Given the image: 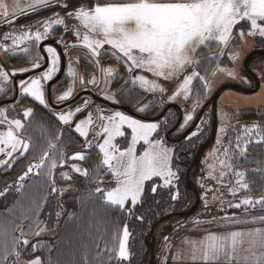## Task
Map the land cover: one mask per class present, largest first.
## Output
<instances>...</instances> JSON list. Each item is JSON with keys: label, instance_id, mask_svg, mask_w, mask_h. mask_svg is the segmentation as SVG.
<instances>
[{"label": "snow or ice", "instance_id": "obj_1", "mask_svg": "<svg viewBox=\"0 0 264 264\" xmlns=\"http://www.w3.org/2000/svg\"><path fill=\"white\" fill-rule=\"evenodd\" d=\"M45 7L69 8L67 2L63 4H54L53 0H30L27 8L15 3L11 11L9 6L0 0V16L3 21L8 23L10 31L3 34V41L11 40V48L7 43H0V50L9 52L10 57L19 53L15 49L20 45L32 43L34 46L41 44L50 35V29L53 25H64V20L56 13L50 19L39 22L35 27L34 33L30 30L15 29L12 25L16 22L13 17L18 18V14L33 9H43ZM66 16H74L79 21L80 26L85 29V34L81 37V32L77 28L75 35L78 39L82 38V46L90 51L93 57L99 58L101 49L105 45L110 46V53L118 62H122L125 70L130 74L135 70L147 71L156 79H149L143 74H136L132 77V83L139 84L140 89L145 92H159L164 94L166 88L157 82L159 78L165 81H172L184 73L188 67H196L202 60L196 58L198 50L202 46L215 42L219 46L227 47L233 36L234 29L244 23H249L247 33L244 28H240L239 35L244 37L256 36L264 38V0H106L105 3L96 2L85 7L78 4L72 11H67ZM32 26H29V29ZM42 28L43 30H39ZM44 52L48 53V66L43 67L40 59L43 57L37 51V59L32 62L31 68L19 69L9 72L7 68L0 65V93L7 94L6 86L14 83L10 77L23 76L25 73L34 72L37 69H43L38 75L29 79H21L18 83L19 95L22 98H31L44 109H50V104L46 100L44 83L51 82L59 69L61 56L57 49L52 46L44 47ZM21 53H29L28 47L20 48ZM224 53L218 51L217 57ZM98 63V61H96ZM106 75L111 76L113 69L111 67L101 68ZM216 71L225 73L230 77H235L232 69L222 68L217 65ZM215 74V73H213ZM69 76L74 75V70L69 65ZM203 82L205 92L210 91V85L207 77L198 71L193 70L190 74L183 76L173 93L169 96V102H174L178 98L188 101L192 94V84L194 81ZM85 84L96 85L97 80L93 77L85 80ZM73 98L71 87L56 96L58 103L66 102ZM105 100L114 103L115 97L112 93L103 96ZM199 98V97H198ZM161 102H163L161 100ZM15 101L14 104H18ZM90 101L85 100L82 106H77L74 110L67 112L60 111L52 113L59 124L71 128L81 138L89 136V126L93 125V114L87 112L85 118L74 120L78 113L85 112L89 107ZM151 105L138 107L139 112L147 111ZM15 108L0 106V167L11 169L20 159H26L32 155L35 144L30 136L25 133L31 127L30 123L35 118V110L28 107L20 118L9 119L8 113ZM99 113L102 110L97 108ZM195 107L184 116V125L194 119ZM102 128L101 132H96V136L103 135V141L93 144L87 140L88 149L98 148L102 154L101 163L90 173L87 169L71 165L74 173L81 174L89 180H93L101 167L106 168L105 175H111L114 179V185L110 188H104L99 184L94 189H89L86 197H81L82 206L79 213L68 214L71 220L73 216L82 215L87 210L89 204L101 201V205L107 208H113L119 211H127L129 214L135 209L143 199L145 184L158 178L163 181L166 187L173 186L174 181L178 180L177 172L172 169V149L166 147L163 139L158 136L161 125L155 121H145L125 114L121 110H114L111 114L100 115L98 117ZM42 130H47L51 126L40 125ZM126 130H130L129 134ZM225 132V128H220ZM197 135L196 132L191 134ZM63 132L59 134L48 133L46 149L35 159L33 163L27 165L26 170L18 176L13 185H7L4 191H0V197L7 194L9 190L14 189L20 193L23 198V192L27 189L28 182L33 177L44 179L45 184L52 187L49 195L62 193L56 185V173L58 169H63L67 161L63 152L58 151V144L52 143V138L62 139ZM253 137L258 139L253 140ZM117 138L129 139V142L120 146ZM191 138V137H189ZM244 146L241 148V141ZM219 143V141H218ZM264 144V126L253 123L251 125L240 126V134L235 138L236 150L243 155L249 144ZM233 141L229 140L228 145L224 147V159H219L221 171L218 175L215 165H210L208 178L222 181L224 176L234 174L235 185L230 186V194L234 197L238 190L251 193L248 182L245 180L246 171L236 170L233 164L229 163V155ZM141 145L142 151L138 152L137 146ZM146 146V147H144ZM72 161H84L86 156L84 152H76L71 156ZM264 164V161L259 162ZM223 169H227L225 172ZM261 169H256L260 171ZM60 176L70 180L69 173L60 171ZM101 184L103 181L100 182ZM160 185L154 184L151 191L155 193ZM179 193L172 195V200H177ZM215 199V198H214ZM47 200H42L36 206L38 213ZM257 205L264 209V195L258 199L250 195L238 202L229 205V207L245 209V214L249 208H255ZM62 209V205H58ZM208 202L205 200V208ZM63 210V209H62ZM223 207L221 211H223ZM34 213V214H36ZM62 212L56 213L59 220ZM95 210L90 213L89 229L91 232L95 226L99 233L97 240L93 241V247H85L80 254L79 264H123L130 258L128 241L130 231L125 224L122 231L114 228L109 234L107 225H94ZM27 219L28 217L25 216ZM142 220L143 217H137ZM212 220H194V224L212 223ZM221 220L226 221L222 227L237 228L241 224H261L264 225V215L253 220H240L237 216H222ZM39 219L37 216V224ZM28 226L20 229L17 236L14 229H9L6 224L0 223V236H3V243L0 244V264H20L22 251L21 246H28L30 241L24 236ZM37 231L35 235L39 236L42 231ZM167 239V238H165ZM10 240V243H9ZM188 248V259L191 264H264V227H256L249 230H232L223 233L208 231L199 239L185 240ZM38 245H32L33 252ZM50 251V249H49ZM25 264H44L39 256L25 261ZM49 264H60L59 260L53 261L49 258Z\"/></svg>", "mask_w": 264, "mask_h": 264}, {"label": "rangeland", "instance_id": "obj_2", "mask_svg": "<svg viewBox=\"0 0 264 264\" xmlns=\"http://www.w3.org/2000/svg\"><path fill=\"white\" fill-rule=\"evenodd\" d=\"M9 0H4V2L7 4ZM58 2H69L68 0H57ZM106 1V0H105ZM21 6L27 7L28 4L30 3V0H19ZM15 4V3H14ZM37 10L34 9V12L32 15H29V18L26 19L29 24H37L45 17H50L52 18L54 14L58 13L59 15L63 14L65 11L64 8L58 7L54 12H36ZM73 19H76L73 16ZM26 24V23H25ZM4 24L0 23V34L4 29ZM244 28L245 32L249 30V23L244 22L240 25H238L234 31H233V36H236L239 34L240 28ZM233 41H236V45L239 47L238 51V61L236 62L237 65L240 68V62L241 58H243V62L245 60V57L248 55V53L254 49L257 48H262L264 49V38H253L251 36L249 37V40L247 44L240 46V43L237 39L234 37ZM1 40V38H0ZM217 45V44H216ZM219 45H217L218 47ZM222 47V46H221ZM225 49V47H224ZM223 57H221L222 60ZM37 59L36 56V50L35 46L30 48V52L27 55H22L19 58H14V61L11 63L12 65H16L15 68H28L30 65H32V62ZM41 61V59H40ZM217 63L221 64L220 59L217 58ZM242 64V63H241ZM232 67L235 66V63L231 65ZM249 66L251 70L259 77L260 81L264 82V55H256L253 58H251L249 62ZM241 72H243V76L247 78L244 80L245 85L244 87L246 88H252L254 86V81L253 79L246 73L244 70L243 64L241 65ZM242 77V78H244ZM198 87L200 88L201 82L196 80L195 81ZM222 84H218L216 89L220 87ZM238 84V83H237ZM241 85V84H240ZM242 86V85H241ZM215 89V90H216ZM262 91L260 95L264 94V86L258 91L259 93ZM215 92V91H214ZM213 92V93H214ZM213 93H210L211 96ZM243 93V92H239ZM255 93V92H254ZM209 94V95H210ZM247 95H251L253 93H244ZM195 97L199 95V92L194 93ZM210 96V97H211ZM210 97L208 99H210ZM219 97V96H218ZM24 99V98H21ZM201 99H203V95H201ZM206 99V101L208 100ZM241 103H249L250 100H248L245 97L237 98ZM26 101V100H25ZM24 101V104H25ZM205 101V102H206ZM30 103V101H28ZM19 108H15L17 111ZM42 109V108H41ZM44 109V108H43ZM221 109H224L223 106H221ZM217 116V126L215 130V137L212 142V144L206 149L204 152L203 156V162L200 160L198 165L195 167V170L193 172V176L195 179V182L197 184V192L199 195V206L198 208L191 214L189 215L185 220L183 221H171L168 222L167 224L163 225L160 228L159 233H157V240H156V259H155V264H191L190 260L188 259V248L189 246L185 243V240H192V239H199L203 235H205L208 231H214L217 233H223L227 231H232V230H249V229H254L256 227H264V225L261 224H241L237 228H225L222 227L226 223V221H223L220 219L222 216H232L235 215L237 216L240 220H253L254 218H257L261 215H264V209H261L259 205H257L255 208H249L248 213L245 214V209L242 206L240 209L232 208L229 207V205L238 202L240 199L245 198L246 196H251L254 199H258L261 195H264V164H261L259 162L264 161V144H257V143H251L247 147L246 152L241 155L235 147V138L237 135L240 134V126L243 125H251L253 123L260 124L264 126V105L258 109H247L244 111H231V110H221ZM253 111H259V113H255ZM40 116L38 118H35L34 120H38L35 122H29L31 124V127L29 130L25 133L26 136L32 137V132L34 133L35 129L38 127V124L44 120V118H48V115H52L50 110L47 111L44 109L43 111L39 112ZM168 115V114H167ZM33 120V121H34ZM210 120V117H209ZM50 121L52 122L53 126L50 132V128H47V130H42L41 128H38L41 132V137L40 140L45 141V147L42 149H46V142L47 140L42 137V135H48V133H53L54 131L56 134H59L61 131L63 132L62 139H55L52 138V143L58 144L59 148L58 151L63 152L65 157L67 158L68 155L71 152L78 151L81 143L78 142L76 137L72 135L69 130L57 123L54 120V116L50 117ZM50 121H45L41 123H46L49 124ZM225 128V132H221L220 128ZM54 129V131H53ZM210 129V125L205 127L206 133H208ZM205 133V134H206ZM204 134V135H205ZM194 139H199L198 135L193 136ZM191 138V139H193ZM203 138V137H202ZM199 139V141H195V144L197 145L198 143H202L205 141V139ZM206 138V137H205ZM33 139V137H32ZM67 141L65 142V140ZM190 139V140H191ZM258 139V137H253V140ZM229 140L233 141L231 151L229 155L232 157L231 160H229V163L233 164L234 168L239 171H246V176L245 180L249 184V188L251 189V193L245 192L243 190H238L237 195L234 197L230 194L229 188L230 186L235 185V176L234 174H229L224 176L223 180L224 182L228 183L229 186L226 189L227 192H229V196L227 195V192H224L225 190L222 187H217L214 185L213 181L209 180V182L204 183L205 180H207L205 177L206 172L208 173L210 168V165H215L216 167V174L218 175L219 172L222 170L218 160L219 159H224V154H223V149L228 145ZM219 141V143H218ZM34 143V142H33ZM244 141H241V148L244 146ZM35 147L38 149L40 148L41 145L36 142L34 143ZM199 144V145H200ZM198 145V146H199ZM197 146V147H198ZM191 149V145H189ZM196 147V148H197ZM179 152V151H178ZM196 152V149L192 154ZM42 154V152H41ZM191 154V153H190ZM189 155V154H188ZM187 156V155H186ZM183 157V156H182ZM38 158V156H35V158H31V155H29L26 159H20L18 162H16L15 166L11 168L9 171L5 172L2 177L0 178V191H4L7 185H13L16 183L17 178L19 175H21L27 168V165L30 163H33L35 159ZM68 163V161H67ZM66 163V165H67ZM179 171H180V184L177 187V190L172 191L168 196L167 199H164L163 201H159L157 209L152 207V210L154 211L153 214L150 213L146 218L148 219L149 217H153L155 219V222H157L160 218L163 216L170 214V213H175L177 211H181L183 209H186L187 207L190 206L191 198H190V193L187 188V183H186V176L185 172L188 167V163H180ZM65 165V166H66ZM261 169L260 171H256V169ZM60 169L57 170V173ZM223 171L227 172V169H223ZM56 173V174H57ZM204 176V177H203ZM36 178L40 177H33L29 182L27 186V190H24L23 192V198H21L20 193L16 192L14 189L9 190L7 194L3 197H0V207H6L7 205L9 206L8 203H13L10 209V212L12 216H10V213H0V223L6 224L9 229H14L15 234L19 236L20 234V229L25 228V226H28L24 232L23 238L28 239L29 241L34 237L37 236L35 233L37 231H40L41 229H45L40 233L42 237H52L54 239H48L50 241L54 240V246L59 243L61 240L63 241L69 233V230L73 228L76 232L78 230L83 231V238H80V241H82V246L81 250L85 249V247H89V249L92 248L91 245H93V241L97 240L99 233L97 232L96 227L94 226L92 228V231L89 232V218H90V213L88 209L82 213V215H79L76 217V221L74 223L69 222L68 214L76 213V211L80 208H72L71 211L66 210L65 204H58L55 202L53 198L49 200L47 203V207L43 204L41 210L36 213V206L38 203H40L42 200H45L47 198L53 197V195H56L57 197H60V193L52 194L49 195V190L52 187L50 184H45V181L43 180L44 184L40 186V193L35 195V191L38 188L31 187L35 183ZM73 180V177L72 179ZM201 180H203L201 182ZM215 180V179H214ZM92 184V183H91ZM104 184V183H103ZM36 185V183H35ZM212 186L211 191H207V186ZM90 186V184H89ZM154 186V182L151 183V188ZM185 187L187 188V191L185 190ZM89 188V187H88ZM88 188H86L88 190ZM64 189V187H62ZM158 189V188H157ZM32 190V192H31ZM43 192V194L40 196V194ZM179 193L178 199L177 200H172L171 197L172 195ZM150 193V192H149ZM151 194L153 192L151 191ZM165 194L161 191L159 193V196L163 197ZM40 196V197H39ZM231 196V197H230ZM150 197V196H149ZM165 198V197H164ZM215 198V199H214ZM190 200V201H189ZM205 200L208 202V207L205 208ZM15 202V203H14ZM156 201L154 202V204ZM153 204V205H154ZM58 205H62V209L58 207ZM156 205V204H155ZM55 208L54 213H49L51 209ZM176 207V208H175ZM223 207V211H221V208ZM43 210V214H42ZM58 211H61L62 214L59 218L57 219L56 213ZM135 209L129 214L127 211H121L117 212L113 215L112 220L115 223V228H119L122 231V228L125 224H127L129 231H130V238L128 241V247H129V252H130V258L128 261H124L123 264H147L148 262V256H149V249L146 250V244L144 242L145 236L148 234L150 228L153 226L149 221L146 220L144 217L145 215H137L135 213ZM15 213V215H14ZM36 213V214H34ZM149 213V212H148ZM25 216L28 218L26 219ZM37 216L39 219V223L37 224ZM14 217H17L18 219H15ZM42 217V218H40ZM74 217V216H73ZM72 217V218H73ZM137 217H143L142 220L137 219ZM215 217L216 219L213 220L212 223H205V224H194L193 221L200 219V220H212V218ZM71 218V219H72ZM63 223V224H62ZM104 224L108 226L109 229V234L111 233V230L114 229L112 227L111 220L108 219H103L101 213H98V216H95V219L93 221L94 225H99V224ZM137 225H136V224ZM144 226V230L141 231V228H137L136 226ZM60 228V238L57 237V232L59 231ZM50 229L51 232H53L51 235L47 234L46 230ZM54 230V231H53ZM64 234V236H63ZM39 235V236H40ZM57 237V238H56ZM73 237L78 239L77 235H73ZM95 238V240L93 239ZM73 239L67 240V245H70L72 243ZM167 238V239H165ZM3 243V236H0V244ZM10 243V240H9ZM45 243V242H44ZM78 240L74 243V247L77 245ZM90 243V244H89ZM47 244V243H45ZM28 246H21V251L23 252V249L29 247ZM44 244H40L42 246ZM146 245V246H145ZM177 245V246H176ZM176 246V247H175ZM78 247V245H77ZM175 247V249H174ZM62 249H65V246L61 247ZM45 253H48V250H44ZM180 251V254L184 255L185 258L180 259V262H177L175 258V254H178ZM82 253V252H81ZM78 251H76L74 255V260L76 261L78 256L80 257V254ZM173 253V254H172ZM172 255V258H171ZM22 258V257H21ZM135 262V263H134ZM60 264H70L65 261H61ZM72 264V263H71Z\"/></svg>", "mask_w": 264, "mask_h": 264}, {"label": "crops", "instance_id": "obj_3", "mask_svg": "<svg viewBox=\"0 0 264 264\" xmlns=\"http://www.w3.org/2000/svg\"><path fill=\"white\" fill-rule=\"evenodd\" d=\"M68 1H69L68 2L69 8L65 9L63 14L59 15L60 18H62L64 20V25H60V26L53 25V28L50 29V35L45 40H43L41 44L35 45L36 53H37V51H39L40 55L43 57L41 51H43L44 47H47V46L55 47L51 43H48L50 40H55L60 44V46L62 47V50L64 51V54L66 56V64H65V68L63 69V74L60 77V79L57 82H55L54 84H52V86H51V96H52L53 103L55 105H59V106L64 105V106H62L60 108H55V109L50 107V109H49L50 112L51 113H54V112L58 113L60 111L67 112L68 110H74L77 106H82L83 102L85 100H88V101H90L88 109L85 112L78 113L77 116L74 117V120H76L78 122L79 119L85 118L87 112H92V114H93V122L94 123H93V125L89 126V136L87 138H81L78 134H76L74 131H72L71 128L66 127L80 138V140L82 142V146L80 147L79 151L71 152L68 155V157L66 158V161H68L67 165L65 167H63V169H60L58 171V173L56 174V185L55 186L58 189L63 190L62 193H60V195H61L60 197H64L65 195H69V194H75V193L81 191L85 187V183L88 184V182H89L88 178L84 177L81 174L74 173L71 170V165L73 163H76L77 166H79L83 169H87L91 173L96 168V166L101 163L102 154L99 153L98 148H94L92 152L88 153L89 149H88V145H87V140H91L94 145L101 143L103 141V138H104L103 135H100V136L95 135L96 132L102 133V128L99 127L100 123H102V122L99 121L98 117L100 115L106 116L108 114H111L114 110H121L125 114L131 115L134 118H139V119H142L145 121H155L161 125V128L159 129L158 136L163 139V143L166 147L173 150L172 151V164H171V166H172L173 171L177 172L179 179L174 181L173 186L166 187L163 185L162 180H160L158 178H154L153 181L146 182L145 188H146V185L148 183L154 182V184L160 185L158 188L172 189V191L177 190V187L180 184V176H181L180 171H179L180 165L178 164V161L175 160V158H176L175 154L178 151L177 149L179 147L180 148L182 147V149H184L185 146H187L188 144L191 146H194V145L196 146L195 141H199V139H201L202 137H203L202 139H206L207 137L205 138V136H206L205 128L199 127L194 131L197 133L199 139H194L193 136L191 135L193 132H191L185 139H183V141H179V143H173V142H171L165 138V127L168 126L169 124H171L175 120L176 112L174 110H169L167 112V114H168L167 119L164 118L161 120L152 119V118L151 119L150 118H141L137 114L139 113V115L142 114V115L149 116V117H156L163 110L164 102L165 101L169 102V96L173 93V91L177 87L178 83L182 81L183 76L186 74H190L193 70L198 71L199 73H201L202 75H205L207 77V82L210 85V91L205 92V89L203 87V82H201V85L199 88L198 85L196 84V82L194 81L192 86H191L192 87V94H191L190 99L188 101H185L181 97V98H178L176 101H174V103H176L182 110V118H181L179 126L175 130L174 136L176 134L177 135L178 134L180 135L181 133L183 134L188 129L191 122L193 121V120L189 121L186 126L182 127V125H184V116L187 113L191 112L193 110V108L195 107V114H194V118H195V116H196L197 112L199 111L200 107L202 106V104L206 101V99H208L211 96L210 93H213L215 91L218 84L238 83V84H241L242 86L245 85L246 82H244V80H246L247 75L245 78L243 76V72H241V70H242L241 65L243 64V58H241L240 68L236 63L238 61L237 56H238V51H239L238 50L239 47L235 43L236 41H233V38H231L230 43L227 45V47L225 49L223 46L217 47L215 42H210L208 45L202 46L196 54V58L199 60H202L203 61L202 63H200L196 67H188L184 73H181V75L179 77L173 79L172 81H165L162 78H159L157 80L158 83H160L161 85H163L166 88V92L164 94H161L159 92H155V93L145 92L144 90L140 89L138 83L133 84L132 83V77L136 74H143L149 79H156V78L153 77L151 73H149L147 71H141V70H135L133 73L130 74L129 72H127L125 70L124 64L122 62H118V60L110 54L112 52L110 46L105 45L104 48L101 49V51L103 50L102 51L103 54L101 57V65L103 68L111 67L113 69L112 75L108 76L104 72H102L101 76L96 78V80H97L96 85L85 84L84 83L85 80H90L92 78H91V76L86 78V71H84L81 67L80 57H81V53L84 50V47L82 46V38L78 39L77 36L75 35L76 27L79 28V31L81 32V37L83 36V34H85V29H83V27L80 26L78 20L73 19V16L72 17L66 16L65 13L67 11H72L73 9H75L78 4H83L85 7H87L88 5L94 4L96 2L105 3L106 1L105 0H68ZM17 2L20 3L19 0H9L8 1L7 4L9 6V11H11V8L14 5V3H17ZM53 3L54 4H56V3L63 4V2H58L57 0H53ZM25 8H27V7H25ZM57 8L58 7H50V8L45 7L43 9H36L37 10L36 12L38 13L40 11V12L51 13V12H54ZM33 12H34V9L30 10V11H25L22 14H18V18L13 17L12 19L15 20L16 22L12 25V27L17 29V30H19V29L30 30L33 33L35 31H37L38 29H37V27H35V24L31 25L28 22H26L27 21L26 19H28L29 15H32ZM46 19H50V17L49 16L45 17V19H43L42 21H44ZM0 23L4 24V26H5L3 31L0 34V38H1L0 43H7L9 48H11V40L4 42L2 39L3 34L7 31H10V29L8 27V23L3 21L2 16H0ZM29 26H32V27L29 29ZM39 30L42 31L43 29L40 28ZM247 36L248 35L241 37L239 34H237L236 36H233V37L239 41L240 46L242 47V45H244V44L246 45L248 40H249V37H247ZM251 37L261 38V37H259V35L251 36ZM33 46L34 45L32 43L20 45L19 48L15 49V51L19 54L16 56H12V57H10L9 52H5L4 50H0V65L7 68V70L9 72L21 69V68H15L16 65H12L11 63L14 61V58H19L22 55L29 54V53H21L20 48L28 47L30 49ZM41 47H42V49H41ZM218 51H222L224 54L222 56L217 57L215 55V53H217ZM57 52L59 53L58 50H57ZM44 53L46 54V57L48 58L49 54L46 52H44ZM221 57H223L222 60H221ZM217 58L220 59L221 64L217 63ZM40 63L42 64V66L44 65V63H45L44 57L41 59ZM234 63H235V66L232 67L231 65ZM61 64H62V59H61V62L59 64L60 71L62 69ZM69 65H71L72 69L74 70L73 76L68 75ZM217 65H219L222 68L234 70L235 77H230V76L226 75L225 73L216 71ZM31 66L32 65H30V67H28V68H31ZM47 66H48V59H47V63L45 64L44 67H47ZM42 70L43 69H39V71L35 70L32 74H30L29 76H27L24 79H29L34 75H38ZM60 71L54 75L53 79L60 73ZM213 73H215V74H213ZM242 77H244V78H242ZM14 78L15 77H13V76L10 77V79H12V80ZM20 80H21V78H19V80H17L16 83H13L11 85L6 86V90H7L6 95L4 93H0V103H1L0 106L7 107L9 109H11L13 107L18 108L19 106H22L21 107V110H22L21 114H22L29 106H24L23 102L18 103V104H14L15 101H19L22 98L19 95V90H18V83ZM42 83H44L46 100L49 103V100H48L49 94L47 92V87H48V84L50 82H42ZM263 86H264V82L262 81V82H260L259 89L251 95L239 93L240 91L233 90V89H226V90L222 91L219 94V97L217 100V103H218L217 104V112H218V114L220 112L221 106H223V108L225 110H231V111H235V112L236 111L240 112V111H244L247 109H250V110L254 109L255 110V109L262 107L264 105V94L260 95L262 93V91L260 93L258 91H260V89ZM15 87H16V91H15ZM68 87L72 88L73 97L78 92H81L82 90H85L87 88H92V90H94L97 94L103 93L106 95V94L112 93L115 97V101H118L117 104L127 105L133 111H135L137 114L128 113V112L122 110L121 108H116L114 106H111V105L105 104V103H99L97 106L94 107L92 104V100L88 96H85V95L80 96L79 98L74 99V100L72 98L69 101L58 103L56 100V96L58 94H62L63 91L67 90ZM117 92H118V94H117ZM195 92H199V95L196 97L194 95ZM201 95H203V99H201ZM238 97L239 98L245 97L248 100H250V102L249 103H246V102L241 103L237 99ZM27 99L31 100V98H27ZM161 100L163 102H161ZM146 104L151 105V107L147 111L139 112L137 110L138 107L144 106ZM97 108L101 109L102 111L98 113L96 111ZM224 109H221V110L225 111ZM8 116H9V119L20 118V115L15 116L13 111L9 112ZM54 117H55V115H54ZM25 123H26V121H25ZM93 126H94V135H92ZM0 130H3L2 127H0ZM126 131L128 132L129 139H130V130H126ZM189 137H191L193 139H191ZM129 139L117 138V141H115V142L118 143L120 146H124L129 142ZM178 144H181V145H178ZM144 147H146V146H144ZM137 148H138V152L142 151L141 145H138ZM76 152H84L86 159L84 161H76V162L72 161L71 156H72V154H74ZM180 157H182V156H180ZM201 161L203 162V156L201 157ZM9 170L10 169H8L6 167H0V173H5ZM60 171H64V172L69 173V175L71 176V179L73 177V180H71V179L66 180V179L62 178L59 174ZM106 171L107 170L105 167H101L99 169V174L96 176V180H95V184H94L93 189L98 184H99V186L104 187V188H110V187L115 186L113 177L111 175H105ZM214 174H216V173H214ZM205 176H206L205 178L208 180V182H209V180L210 181L212 180L214 185H216L217 187H222L225 190L224 192H227L226 189L229 186L228 183H226L224 181H218V180L208 178L207 172H206ZM81 180H84L85 182L82 183V182H80ZM101 181H103L104 184L103 183L101 184L100 183ZM62 187H64V189H62ZM211 188H212V186L208 185L207 191L212 192V190H209ZM144 192H145V190H144ZM228 194H229V192H227V195ZM140 203L141 202H139L138 204H140ZM46 232L49 235H51L53 233V232H51L50 229H47ZM36 237H39V236H36ZM175 247H174V249H175ZM171 258H172V255H171ZM175 258H177L176 259L177 262H180V259L185 258V256L180 254V251H179L178 254H175ZM27 260H30V259L21 258L20 264H25V261H27Z\"/></svg>", "mask_w": 264, "mask_h": 264}, {"label": "trees", "instance_id": "obj_4", "mask_svg": "<svg viewBox=\"0 0 264 264\" xmlns=\"http://www.w3.org/2000/svg\"><path fill=\"white\" fill-rule=\"evenodd\" d=\"M41 106H38V105H36V109H35V111H36V113H35V118H38L39 116H40V114H39V112L40 111H43L44 109L42 108ZM253 112H255L256 114L257 113H259V111H253ZM50 117H53L52 115H48V118H44V120L43 121H41V122H45V121H50ZM34 118V119H35ZM33 119V120H34ZM31 120V121H29V122H35V121H38V120ZM55 120V119H54ZM39 122V121H38ZM39 123L38 124V127L35 129V131H34V133L32 132V137H33V142L34 143H36V142H38L40 145H41V147L39 148L38 147V149L35 147V149H34V152H33V154L31 155V158H35V156H39L40 154H41V152H42V149L45 147V141H42L41 142V140H40V137H41V131L40 130H38V128H40L39 126L40 125H46V123ZM48 125H50L51 127H50V132H51V129H52V126H53V124H52V122L50 121L49 122V124H47V126ZM53 131H54V129H53ZM54 134H56L55 133V131H54ZM207 134L208 133H206V136L205 137H207ZM42 137L43 138H47L48 137V135L46 134V135H42ZM47 140V139H46ZM67 141V139L65 140V142ZM200 143H198L193 149H192V151H191V153L192 152H194L195 151V149H196V147L199 145ZM4 173H0V178L2 177V175H3ZM43 180L44 179H42V178H36V180H35V183H36V185H35V183L33 184V185H31V187H34V189L35 188H37L36 189V191L34 192L35 193V195L38 193V195H39V193H40V186L42 185V184H44V182H43ZM89 180V179H88ZM95 180H96V177L93 179V180H89V182H88V184L87 183H85V187L81 190V191H79V192H77V193H75V194H69V195H65L64 197H57L56 195H53V197H50V198H47L46 200H47V202L46 203H44V205H45V207H47V203L49 202V200L51 199V198H53V199H55L54 201L55 202H57L58 204H65V206H66V210H69V211H71V209L74 207V208H79L77 211H76V213H79L80 212V209H81V206H82V201H81V197H86L87 195H88V191H89V189H93V187H94V184H95ZM80 182H82V183H84L85 181L84 180H81ZM92 183V184H91ZM89 184H90V186H89ZM89 187V188H88ZM86 188H88V190L86 189ZM27 190V189H26ZM185 190L187 191V188L185 187ZM163 192L165 195L163 196V197H161V196H159V193L160 192ZM31 192H32V190H31ZM150 192V193H149ZM172 192V189H163V188H158L157 189V191L155 192V193H153V194H151V183H148L147 185H146V188H145V192H144V195H143V199H142V201H141V203L140 204H138L136 207H135V213L137 214V215H140V216H142V215H145L144 217L146 218L150 213H152L153 214V210H152V207L154 206V208L155 209H157V207H158V202L159 201H163L164 199H167V197L169 196L170 197V193ZM43 194V192L40 194V196ZM24 196V195H23ZM39 196V197H40ZM150 196V197H149ZM165 197V198H164ZM156 201V205L154 204V202ZM15 203V202H14ZM83 203H85V204H87L88 205V207H87V209L89 210V211H91V212H93V210H95V213H96V216H98V213L100 212L101 213V215H102V218L103 219H106V220H108V219H110L111 220V223H112V227L113 228H115L116 226H115V223L113 222V220H112V218L111 217H113V215L115 214V213H117V212H121V211H119V210H115V209H113V208H107V207H103L102 205H101V201L100 200H96L95 201V203H91V204H89L87 201H84ZM9 204V206L7 205L6 207L4 206V207H0V213H10V216H12V214H11V212H10V209H11V207L12 206H10V205H12L13 203H8ZM154 204V205H153ZM176 208V207H175ZM54 211H55V208H54V206H53V208L51 209V211L49 212V213H54ZM149 212V213H148ZM42 214H43V210H42ZM14 215H15V213H14ZM79 215H77V216H74L69 222H71V223H74L75 221H76V217H78ZM13 217V216H12ZM15 219H18L17 217H14ZM40 218H42V217H40ZM154 218V216L153 217H149L148 219L146 218V220L147 221H149L151 224H153L154 222H155V219H153ZM63 224V223H62ZM136 224V223H135ZM137 225V224H136ZM137 228H141V231H143L144 230V226H136ZM74 228V227H73ZM73 228H71L70 230H69V233H70V235L68 234L67 236H65L66 238L62 241H60L59 243H57L55 246H54V240L53 241H50V240H48V239H54V238H52V237H47V238H45V237H42V236H39V237H36V236H34L31 240H30V248L29 247H27V248H25V249H23V252H22V258H25V259H31V258H34V256H39V257H41V259L43 260V262H44V264H49V258H51L53 261H56V260H59V262H61V261H65V262H67V263H72V264H79V256H78V258H77V260L75 261L74 260V253L76 252V251H78V253H81L82 251H83V249L81 250L80 248H81V246H82V241H80V238H83V231H81L80 232V230H78L77 232L73 229ZM58 234H57V237H59L60 238V228H59V231L57 232ZM73 235H77L78 236V239L75 237H73ZM63 236H64V234H63ZM56 237V238H57ZM74 238V240L72 241V243L70 244V245H67V240H69V239H73ZM93 239L95 240V238L93 237ZM76 240H78V243H77V245H78V247H77V245L74 247L73 245H74V243L76 242ZM47 243V244H45V243ZM44 244V245H42V246H40V244ZM90 244V243H89ZM32 245H38L37 247H36V251L35 252H33V249H32ZM63 246H65V249H62L61 247H63ZM92 247H93V245H91ZM146 246V245H145ZM49 249H50V251H49ZM88 249H89V247H88ZM44 250H48V253L46 254L45 253V251ZM146 250H148V247L146 246ZM135 263V262H134ZM145 262H143V264H144Z\"/></svg>", "mask_w": 264, "mask_h": 264}, {"label": "water", "instance_id": "obj_5", "mask_svg": "<svg viewBox=\"0 0 264 264\" xmlns=\"http://www.w3.org/2000/svg\"><path fill=\"white\" fill-rule=\"evenodd\" d=\"M75 30H77V27ZM48 43H54V40H50ZM41 49H42V47H41ZM256 55H264V49L257 48V49L250 51L248 53V55L245 57V60L243 62L244 70L253 79L254 86L252 88H246V87L241 86L240 84H237V83H225V84L221 85L220 87H218L215 90V92L213 93V95L210 97V99H208L204 103V105L202 106L204 108L206 105L211 104L212 124H211V128H210V131H209L207 138L205 139V141H203L196 148V152L194 154L191 153V154H189L187 156H183V157L179 156V154H180L179 152H177L175 154L176 160L178 162H180L182 164L188 163V167L186 169L185 176H186L187 188H188V191L190 193V198H191L190 203L191 204L186 209H183L181 211H177L175 213H170V214L163 216L157 222H155L153 224V226L150 228L148 234L144 238V242L149 249V256H148L147 264H155L156 240H157L156 238H157V233H159V231H160V228L163 225H165L171 221H183V220H185L189 215H191L198 208V206H199V195L197 192V188H196L197 184L195 182L193 172L195 170V167L200 162L202 155L204 154L206 149L212 144L214 137H215V130H216V126H217V116H216L217 114L216 113H217L218 96L222 91H224L226 89H233V90H237V91H240L243 93H253V92L257 91V89L260 87V80H259V77L251 70V68L249 66V62H250L251 58H253ZM29 74H30V72L25 73L23 76H19V77L25 78ZM15 79H17V77ZM122 107L126 111H128L129 113L136 114L131 110L130 107H128V106H122ZM175 107L179 110V117L177 119L176 124L171 129H169L167 131L166 137L168 138L169 141L179 142L191 131L192 127L188 128L181 136H179L177 138L170 137V132H172L179 125L181 118H182L181 108L177 105H175ZM166 110H167V107L159 114V116L157 118H160L165 113ZM202 112H203V109L200 111V113L197 117V120L201 117ZM138 116H140V115H138ZM196 122H195V124H196ZM192 126H194V124Z\"/></svg>", "mask_w": 264, "mask_h": 264}, {"label": "flooded vegetation", "instance_id": "obj_6", "mask_svg": "<svg viewBox=\"0 0 264 264\" xmlns=\"http://www.w3.org/2000/svg\"><path fill=\"white\" fill-rule=\"evenodd\" d=\"M52 45H54L55 47H56V49L59 51V53H60V55H61V59H62V64H61V66H62V69H61V71H60V73L48 84V87H47V92H48V100H49V103H50V106H51V108H53V109H55V108H60V107H62V106H64V105H61V106H59V105H55L54 103H53V101H52V96H51V86H52V84H54L55 82H57L59 79H60V77L62 76V74H63V69L65 68V64H66V56H65V54H64V51L62 50V47L60 46V44L57 42V41H55L54 40V43H51ZM101 51V50H100ZM103 51V50H102ZM101 51V53L103 54V52ZM41 53H42V55H43V57H44V59H45V63H44V65H43V67L45 66V64L47 63V57H46V54L44 53V52H42L41 51ZM101 57H102V55L99 57V58H97V57H93L91 54H90V51L88 50V49H85L84 48V50H83V52L81 53V57H80V62H81V67H82V69L84 70V71H86V78H88V77H90L91 76V78H93V77H95V78H97V77H100L101 76V73H102V71H101V68H102V65H101ZM96 61H98V63H96ZM38 71H39V69H37ZM33 72H30V74H32ZM29 74V75H30ZM28 75V76H29ZM94 75V76H93ZM20 75H18V76H13V77H17V79H13V81H14V83H16L17 82V80H19V77ZM26 78V77H25ZM21 79H24V78H21ZM260 82H262V81H260ZM16 86V85H15ZM15 91H16V87H15ZM117 94H118V92H117ZM88 96L91 100H92V104H93V106L95 107V106H97L99 103H105V104H109V105H111V106H114V107H116V108H121L122 110H124V111H126L122 106H127V105H121V104H117V103H114V102H111V101H109V100H105L104 98H103V96L105 95V94H97L94 90H92V88H87V89H85V90H82L81 92H78L74 97H73V100L74 99H77V98H79L80 96ZM26 100V101H25ZM24 101H25V104H24V106H29V107H33L34 108V110L36 109V105H38V104H36L35 102H33L32 100H30V99H27V98H24V99H20L19 100V103H24ZM28 101H30V103L28 102ZM205 103V102H204ZM204 103L202 104V106L204 105ZM218 104V103H217ZM0 105H1V103H0ZM175 105H177L176 103H174V102H167V101H165L164 102V108H163V110L167 107V110L165 111V113L160 117V118H157L158 116H159V114L163 111H161L156 117H149V116H145V115H140L139 117H141V118H152V119H158V120H161V119H167V112L169 111V110H174L175 112H176V118H175V120L171 123V124H169L168 126H166L165 127V138L168 140V138L166 137V133H167V131L169 130V129H171L175 124H176V122H177V119H178V117H179V110L175 107ZM39 106V105H38ZM178 106V105H177ZM200 107V109H199V111L197 112V114H196V116H195V118L193 119V121L191 122V124L189 125V127L188 128H190V127H192V129H191V131L183 138V139H185L191 132H194L197 128H199V127H202V128H205V127H207V126H209L210 125V128H211V124H212V115H211V104H208V105H206L204 108L203 107ZM21 107L22 106H19L18 108L19 109H17V111L16 110H14L13 111V113H14V115L16 116V115H21ZM43 108V107H42ZM203 109V112H202V114H201V117L197 120V117H198V115H199V113H200V111ZM132 110V109H131ZM47 111H49V109H47ZM133 111V110H132ZM126 112H128V111H126ZM133 112H135V111H133ZM35 113H36V111H35ZM129 113V112H128ZM136 113V112H135ZM52 114V113H51ZM132 114V113H131ZM137 114V113H136ZM137 115H139V113L137 114ZM52 116H54L53 114H52ZM209 117H210V120H209ZM54 119H55V121L57 122V120H56V118L54 117ZM197 121V122H196ZM195 122H196V124H195ZM26 123H29V121H26ZM58 123V122H57ZM167 123V122H166ZM180 124V123H179ZM194 124V126H192ZM60 125H62V124H60ZM63 126V125H62ZM95 126V125H94ZM94 126H93V128H92V135H94ZM179 126V125H178ZM177 126V127H178ZM177 127L172 131V132H170V137H174V138H177V137H179V136H181V134L179 135H175L174 136V133H175V130L177 129ZM68 129V128H67ZM69 130V129H68ZM209 131H210V129H209ZM209 131H208V133H209ZM69 132L72 134V135H74L75 137H76V139L78 140V142L79 143H81V145H82V142H81V140H80V138L76 135V134H74L71 130H69ZM208 135V134H207ZM183 139L181 140V141H183ZM93 140V139H92ZM172 142V141H171ZM173 143H179V142H173ZM182 144V143H181ZM181 144H178V145H181ZM193 145V144H192ZM81 147V146H80ZM192 147H195V145L194 146H192ZM80 149V148H79ZM93 149L94 148H92V149H89V151H88V153H90V152H92L93 151ZM178 151H179V156H186V155H188V154H190L191 153V151H192V149L189 147V144L187 145V146H185V148L184 149H182V147L180 148H178L177 149ZM79 151V150H78ZM177 151V152H178ZM175 160H176V158H175ZM206 175V174H205ZM204 177V176H203ZM203 180H201V182H202ZM208 182V180H205V182L204 183H207Z\"/></svg>", "mask_w": 264, "mask_h": 264}, {"label": "bare ground", "instance_id": "obj_7", "mask_svg": "<svg viewBox=\"0 0 264 264\" xmlns=\"http://www.w3.org/2000/svg\"><path fill=\"white\" fill-rule=\"evenodd\" d=\"M258 89H259V88H258ZM258 89H257V90H258ZM255 92H256V91H255ZM253 93H254V92H253ZM217 100H218V99H217Z\"/></svg>", "mask_w": 264, "mask_h": 264}]
</instances>
